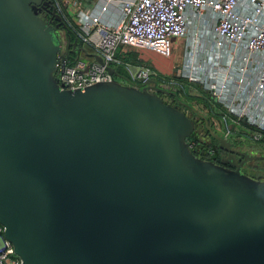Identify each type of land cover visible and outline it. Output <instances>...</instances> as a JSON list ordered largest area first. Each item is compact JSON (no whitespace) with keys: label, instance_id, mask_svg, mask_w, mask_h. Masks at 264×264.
Instances as JSON below:
<instances>
[{"label":"water","instance_id":"water-1","mask_svg":"<svg viewBox=\"0 0 264 264\" xmlns=\"http://www.w3.org/2000/svg\"><path fill=\"white\" fill-rule=\"evenodd\" d=\"M61 29L52 0H0V224L20 264H264V178L240 169L264 153L208 127L234 167L195 155L157 91L184 101L150 76L61 87Z\"/></svg>","mask_w":264,"mask_h":264},{"label":"built area","instance_id":"built-area-1","mask_svg":"<svg viewBox=\"0 0 264 264\" xmlns=\"http://www.w3.org/2000/svg\"><path fill=\"white\" fill-rule=\"evenodd\" d=\"M54 2L76 38L90 44L103 60L98 62L93 56H79L62 66L57 65L53 75L61 87L83 88L112 78L140 86L151 72L146 66H132L124 58L127 51L148 48L167 54L171 41L185 36L193 22L210 26L206 40L212 56L221 55L226 61L221 67L222 78L212 82L205 80V87L210 88L213 98L232 116L229 115V122L224 119L220 133L228 136L234 132L232 122L247 117L243 116L245 105L237 107V101L264 94V0H96L102 8L114 10L113 21L83 11L78 3H74L73 14L69 15L68 0ZM107 64L121 68L124 74L117 76L110 72ZM195 75L191 70L185 72L182 63L177 74L161 75L155 80L162 87L182 91L183 78L194 81ZM253 102L264 106V100ZM225 115L222 114L223 118ZM245 121L264 128L263 120L253 121L247 117ZM259 134L255 130L253 138H258ZM2 229L0 224V264H20Z\"/></svg>","mask_w":264,"mask_h":264},{"label":"rangeland","instance_id":"rangeland-1","mask_svg":"<svg viewBox=\"0 0 264 264\" xmlns=\"http://www.w3.org/2000/svg\"><path fill=\"white\" fill-rule=\"evenodd\" d=\"M211 28L207 24L197 25L196 23L191 22L189 24V28L185 36L182 37V40L179 42L178 40H172L171 47L173 50L179 51L183 58V65L185 72L188 70L196 72L195 82L200 83L203 87H205V80L218 81L222 78V65L225 64V59L223 56H212L211 49L208 45V40L206 37L210 34ZM61 34V48L64 46L65 34L60 31ZM77 56H82L81 53H77ZM213 67V68H211ZM210 70L207 72V69ZM185 77L183 78V82L185 81V85L188 87L189 95L195 96L196 98H192L191 96H183L184 99L191 101L195 107L201 111H203L207 116L208 123L210 120H213V125L217 126L218 132L220 133L223 128L224 119L229 122V115L224 107L217 106L211 101L206 100L204 96L205 93L200 91L199 88L192 85V80H188ZM208 92H211L209 87H205ZM212 95V92H211ZM213 96V95H212ZM203 98V99H202ZM264 94H259L254 97L252 95V99L243 98L242 101H237L235 104L237 107L244 106V114L243 116H247L253 121H264V106L259 107L256 102L253 101H263ZM222 112H226L227 115L222 116ZM232 117V116H231ZM247 117H240V120L237 122H232V129L234 136L236 138V142L242 149H246L248 151H254L257 153H264V142L260 141L258 138H253V133H255V129H253L248 122L245 120ZM197 128V126H196ZM210 128L214 130L211 126ZM200 130V131H198ZM246 131V132H245ZM197 132L202 135L203 138H207L203 136V129H197ZM246 171L249 173L261 174V177L264 178V159H251L246 162Z\"/></svg>","mask_w":264,"mask_h":264},{"label":"flooded vegetation","instance_id":"flooded-vegetation-1","mask_svg":"<svg viewBox=\"0 0 264 264\" xmlns=\"http://www.w3.org/2000/svg\"><path fill=\"white\" fill-rule=\"evenodd\" d=\"M52 1H54V0H52ZM39 12L44 17H47V18L49 17L48 12H45L42 9L39 10ZM70 32L73 33L71 29H70ZM71 33H70V36H71ZM72 40L73 39L67 38L65 36L64 46H63V48H60V51H59V55L64 57L65 62L72 59L75 56V54L78 52V49L80 47L77 39H76L75 47L71 43ZM157 93L166 102L173 104V105L177 104L178 107L192 119L193 128H192L191 132L186 136V140H187V143L189 144V147H192L193 150H195V152L197 153V156H199L201 158L211 159V160H213L219 164H222V165H225L228 167H232V168L234 167V164H233L234 159L230 156V154H228V152L225 149L218 147L217 140L212 135H211L212 138L207 136V138H206L207 141H205L204 143L199 142L198 139L195 137L194 131L197 129H200V128L206 130V129H208V127L211 126L215 131L218 132V129H216L215 126H213V123H211V120L208 123L207 116L203 111L197 109L191 101L184 99L183 97L179 96L178 94H177V96L181 100H183L184 102H178L177 98L171 93H166V92H163L160 90L157 91ZM191 106H193V108H191ZM196 126H197V128H196ZM224 137L229 138V140L231 141V147L242 149L237 143H235L236 138L234 136V133H231L228 136H224ZM208 149H210V150H208ZM235 158H236L235 162L238 163L240 161L241 154H239L238 152H235ZM247 161H245L240 166V169L249 174V172L246 171V167H247L246 162Z\"/></svg>","mask_w":264,"mask_h":264},{"label":"crops","instance_id":"crops-1","mask_svg":"<svg viewBox=\"0 0 264 264\" xmlns=\"http://www.w3.org/2000/svg\"><path fill=\"white\" fill-rule=\"evenodd\" d=\"M74 3H78L83 11L89 13L98 14L103 20L113 21L115 12L114 10H110L102 8L99 4H97L96 0H68L67 2V11L69 15H72ZM208 16L206 13L205 17ZM173 40H178L179 42L182 40V37L176 38ZM173 41H171L172 43ZM170 43V49L167 54H162L160 52L154 51L148 48L141 49H131L132 56L130 59H127L132 66H146L149 68L151 72L150 77L159 78L161 75H169V74H177V71L181 67L183 62V58L181 53L176 49H172V45ZM117 76H122L123 71L120 68H116Z\"/></svg>","mask_w":264,"mask_h":264},{"label":"trees","instance_id":"trees-1","mask_svg":"<svg viewBox=\"0 0 264 264\" xmlns=\"http://www.w3.org/2000/svg\"><path fill=\"white\" fill-rule=\"evenodd\" d=\"M66 13H64V15H65ZM67 15V14H66ZM62 18H63V16H62ZM71 33V32H70ZM76 36H75V34L74 33H71V36H70V39H73V38H75ZM77 39V38H76ZM78 40V42H79V45H80V47H79V49H78V52L77 53H81L82 54V56L81 57H91L92 55H91V52H93V48H92V46L90 45V44H88V43H85V42H81L79 39H77ZM77 53L75 54V56L72 58V59H70L69 61H66V62H70V61H72L74 58H76V57H79V56H77ZM131 56H132V53H131V50H128L127 51V53L125 54V56H124V58L127 60V59H130L131 58ZM118 68V67H117ZM121 69V68H120ZM124 74V73H123ZM156 78V77H155ZM184 83H185V81H184ZM191 84L192 85H194V86H196L197 88H199V90L200 91H202V92H204L205 93V97H206V100H207V102L208 101H211L212 103H214V104H216L217 106H220L221 104H219V102H217L214 98H213V96L211 95V92H208L207 91V89L206 88H204L200 83H198V82H195V81H193V82H191ZM183 89H182V91H180V90H174L179 96L180 95H183V96H187L188 95V97H190L191 95H189L188 93H189V91H188V87L184 84L183 85V87H182ZM192 98H196L195 96H191ZM203 99V98H202ZM222 106V105H221ZM223 107V106H222ZM225 109V108H224ZM227 113H229L228 111H226ZM226 112H222V113H226ZM229 114H231V113H229ZM253 129H255V130H257L260 134H259V137H258V139L260 140V141H262V142H264V128H260V127H257L256 125H254V124H249ZM198 131H200V130H198ZM203 136H209V137H211L212 138V136H211V134L209 133V131H208V129H203ZM207 132V133H206ZM194 135H195V137L198 139V141L199 142H201V143H204L205 141H207V139L206 138H203L202 137V135L201 134H199L198 132H197V130H195L194 131ZM190 149L193 151V153L195 154V155H197V153L195 152V150H193V148L192 147H190ZM250 175H252V176H256V177H261V174H255V173H249Z\"/></svg>","mask_w":264,"mask_h":264}]
</instances>
